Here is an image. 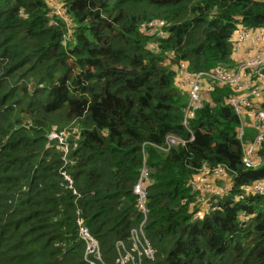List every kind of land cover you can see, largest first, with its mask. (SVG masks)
<instances>
[{"label":"trees","instance_id":"16d2710c","mask_svg":"<svg viewBox=\"0 0 264 264\" xmlns=\"http://www.w3.org/2000/svg\"><path fill=\"white\" fill-rule=\"evenodd\" d=\"M65 6L71 33L62 20L53 25L45 0H0V264H264V194L237 200L244 186L264 183V164H242L232 89L206 97L190 124L194 142L162 150L168 135L190 136L182 125L189 98L175 66L232 68L231 38L239 25L264 28V0ZM151 20L165 22V38L142 32ZM65 122L81 131L66 168L78 194L60 173V151L46 147L47 131ZM145 160L144 223L134 187ZM220 163L231 170L232 190L194 220L189 183L203 164ZM78 210L99 254L87 253Z\"/></svg>","mask_w":264,"mask_h":264},{"label":"built area","instance_id":"2783aa9c","mask_svg":"<svg viewBox=\"0 0 264 264\" xmlns=\"http://www.w3.org/2000/svg\"><path fill=\"white\" fill-rule=\"evenodd\" d=\"M51 8V16L56 17L53 25L57 26L59 21L65 22L69 33L74 28V24L67 12L65 6L66 0H45ZM165 22L161 20H151L141 25L142 32H157L163 38ZM68 37V36H67ZM232 60L234 66L227 68L219 66L213 70L193 72L189 69L186 61H180L176 66V79L178 87L188 95V104L185 109L182 125L187 129L190 136L188 139L176 135H168L166 146L162 150L168 152L173 148L186 147L195 141V135L190 128L191 121L196 118V114L204 105L208 97L217 88L229 87L233 94L227 98L230 104L241 120V126L238 129V138L242 144V164L246 169H258L264 164V109L259 108L260 103L264 102V28H247L239 25L238 29L231 38ZM172 56L174 54L172 53ZM249 107H254L255 111H248ZM253 114L252 128L256 135L251 141H247V123L246 117ZM251 119V117H250ZM81 139V131L77 127H67L60 129L53 127L46 133V147L56 146L62 155L63 168L61 175L67 183L69 189L74 194H78L74 189V182L68 172L69 166L75 164L72 153L78 148ZM230 168L225 164L209 166L203 164L198 169V174L189 183L190 188L197 198V210L194 214V220L201 221L213 210L217 209L218 198L228 195L233 187ZM221 183V184H220ZM151 185L150 171L146 160L137 184L134 187V193L138 197L140 210L147 219V191ZM264 194V183L254 182L242 188V193L237 200H244L248 196H257ZM78 226L80 234L87 242L88 254H99V246L96 240L90 235L85 227L81 211L78 210ZM139 231H134V247L137 248L141 241L138 233L144 236L143 225ZM145 253L153 259L155 251L151 248L149 242L145 239Z\"/></svg>","mask_w":264,"mask_h":264},{"label":"rangeland","instance_id":"374dc122","mask_svg":"<svg viewBox=\"0 0 264 264\" xmlns=\"http://www.w3.org/2000/svg\"><path fill=\"white\" fill-rule=\"evenodd\" d=\"M190 69V68H189ZM191 71V70H190ZM194 72V71H193ZM250 117H251V119H250ZM253 118H254V116H253V114H251V115H249V116H247L245 119H246V123H247V133L248 134H251L250 136L251 137H253V136H255L256 135V131L254 130V128H252L251 127V125L253 124ZM71 125L73 126V127H75V128H77L78 126H77V124L75 123V124H71V123H69V122H65L64 124H61V128H67V127H71ZM54 127H58L57 125H55ZM53 128V127H52ZM59 128V127H58Z\"/></svg>","mask_w":264,"mask_h":264},{"label":"crops","instance_id":"0c3cea01","mask_svg":"<svg viewBox=\"0 0 264 264\" xmlns=\"http://www.w3.org/2000/svg\"><path fill=\"white\" fill-rule=\"evenodd\" d=\"M247 135H251V134H248V133H247Z\"/></svg>","mask_w":264,"mask_h":264}]
</instances>
